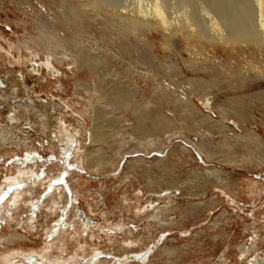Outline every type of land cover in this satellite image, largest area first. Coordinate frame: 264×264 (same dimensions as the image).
I'll return each instance as SVG.
<instances>
[{
    "label": "rangeland",
    "instance_id": "rangeland-1",
    "mask_svg": "<svg viewBox=\"0 0 264 264\" xmlns=\"http://www.w3.org/2000/svg\"><path fill=\"white\" fill-rule=\"evenodd\" d=\"M35 1L15 0V3L20 4L18 7L24 11L28 2ZM41 1L49 11H66L54 22L59 31L68 33L61 46L72 47L74 39L79 38L78 28L87 24V20L77 17L80 16L77 5L72 11L69 5L73 4V0ZM116 2L124 3V0ZM13 5L7 0L0 1V82L6 85L3 89L0 87V123L12 124L14 132L7 146L0 147V264H248L246 262L253 255L249 254L241 261V246H251L256 238L255 231L264 235V169L252 167L241 170L232 164L219 163L221 168L225 166L228 173L243 172L231 181L230 189L211 185L207 196L193 200L189 196L178 197L172 201L178 205L170 209L171 203L167 205L164 199H159V194L151 190L164 189V180L171 177V172L184 177L188 171L196 169L194 164L178 163L176 154L171 156L167 164L168 171L147 167V170L143 168L144 177L130 179L125 161L130 155H139V151L124 154L116 168L110 166L102 171H94L81 161L91 146L89 133L86 137L87 131L91 130V121L88 119V130L83 127L85 132L80 131L82 135L76 134L73 139L65 141H53L49 130L47 133L33 128L27 130L26 125L38 119L32 115L30 106L11 100L16 97L15 88L20 92L17 94L19 98H33L35 105H38L36 108L50 115L54 123H51L52 129L56 130V117L60 115L58 111H62V114L72 119V123L68 121L72 131L74 127H81L75 119L82 117L76 105L67 106L66 102H72L75 93L80 91V94L91 97L97 103L98 92L90 93L82 85L77 88V82L86 83V73L81 68L76 69L74 74L65 65L61 76L47 70L43 73L34 70V59L40 61L39 58L31 56L24 47L17 49L16 44L19 40L30 43L43 38L51 27L41 20L47 17L39 11H36L39 18L25 11L26 16H21L23 22L19 21L16 16L21 15V12L14 9L17 13L14 14L11 11ZM194 7L199 10L201 5ZM190 8L191 5L188 6ZM6 13L12 17H7ZM51 33L52 39L57 36L52 29ZM98 33L101 34L98 43L113 39V49L115 39L121 38L115 28H104ZM160 35L156 32L153 36L157 44L155 52L160 56L168 55L169 48L163 47ZM83 40L92 42L88 38ZM113 52L119 55L118 46ZM219 53L225 52L219 50ZM42 57L45 59V56ZM143 59L148 64L144 66H150V58L146 60L144 56ZM95 71L96 74L90 77L93 82L114 71L120 75L133 76L124 68L119 57H106ZM181 73L179 70L180 76ZM17 83H21L20 86L17 87ZM108 87L114 88L115 85ZM243 87L231 90L241 94L237 95L241 101L246 100V95L242 93ZM3 94L7 97H3ZM147 96L155 97L152 93ZM56 104H64L65 107ZM248 104L260 108L256 101ZM39 105H46V108ZM144 112L148 113L142 109V114ZM12 114L15 118L9 119ZM128 116L136 118L134 114ZM26 132H30L26 139L34 140L33 145L12 144L20 135L24 137ZM141 135L131 128L126 129L110 142L108 152L118 155L122 150L135 148L140 143ZM177 142L176 138L162 155H166L170 149H176ZM195 152L196 163L200 167L213 166L214 162L204 158L198 149ZM155 155H160V152L147 154L148 157ZM19 171H29L30 174L20 182L10 179ZM150 176L157 183H151ZM247 181L252 183L250 193L234 188L235 182L246 186ZM139 189H143V192ZM18 192H23V196L16 201L14 196ZM54 198L56 202L52 201ZM151 199L155 201L152 203ZM165 204L166 210L163 207ZM161 211L167 222L159 219ZM11 236L17 239L9 241ZM256 248L255 252L264 257V243L259 240ZM223 254L227 263L222 259Z\"/></svg>",
    "mask_w": 264,
    "mask_h": 264
},
{
    "label": "bare ground",
    "instance_id": "bare-ground-1",
    "mask_svg": "<svg viewBox=\"0 0 264 264\" xmlns=\"http://www.w3.org/2000/svg\"><path fill=\"white\" fill-rule=\"evenodd\" d=\"M7 1L14 4L11 9L14 14H17L15 10L21 12V15L15 16L22 22L27 11L34 18H39L36 11L44 12L47 18L41 20L55 34L59 30L54 20L66 14L64 9L47 10L41 0L28 2L24 11L15 0ZM115 1L73 0L69 8L74 11L77 5L80 14L77 17L87 20V24L78 28L79 38L74 39L72 47L61 46V42L67 38V32L59 31L60 35L57 33L52 39L51 29L44 33L43 38L34 39L30 43L19 40L16 44L17 49L24 47L31 56L39 58L40 61L34 59V70L41 73L47 70L61 76L65 65L74 74L76 69L81 68L86 73V83L77 82V88L82 85L90 93L98 92L97 103L91 97L80 94V91L75 93L72 102H66L67 106L76 105L82 117L75 119L81 127H74L72 131L68 123H72V119L62 114V111H58L60 115L56 117V130L52 129L50 115L38 110L33 98H19L17 94L20 92L15 88L16 97L11 100L30 106L32 115L38 119L37 122L33 119L35 124L26 125L27 130L39 129L43 133L49 130L53 141H65L73 139L76 134L82 135L80 131L85 132L84 129L88 130V119L91 121V130L87 131L86 137L89 133L91 146L81 161L94 171H102L110 166L116 168L124 154L139 151V155H130L125 161L130 179L144 177L143 168L147 170V167L168 171L167 164L171 156L176 154L178 163L194 164L196 169L188 171L184 177L171 172V177L164 180V189L151 190L159 194V199H164L167 205L171 203L170 209L178 205L172 202L178 197L189 196L193 200L207 196L211 185L230 189L231 181L243 172L228 173L225 166L221 168V163L232 164L240 169H264V0ZM190 5L192 10L188 9ZM194 6H198L200 11ZM6 15L12 17L8 13ZM104 28H115L120 33L122 39H115V49L111 47L113 39L98 43L101 34L97 35V32ZM156 32L161 34L162 45L165 49L169 48L170 54L160 56L155 52L157 44L153 36ZM83 38L92 42L88 43ZM117 46L119 55L113 52ZM219 50H223L225 55L219 53ZM144 56L146 60L150 58L148 63L151 67L144 66L147 64ZM106 57H119L124 68L133 76L120 75L114 71L103 75L98 82H93L90 77L96 74L95 69ZM179 70L182 71L181 76ZM24 83L25 80L22 85ZM112 85L115 87H108ZM5 86L4 82H0L2 89ZM242 86L245 101L239 99L237 95L241 94L238 92H231ZM150 93L155 97L149 98L147 95ZM3 97L6 98V94ZM252 101H256L260 108L250 106L248 103ZM56 105L65 107L64 104ZM39 106L46 108V105ZM142 109L150 114H142ZM133 114L136 118L128 116ZM14 118V114L9 117ZM12 127V124L0 123V147L7 146L8 141L12 140ZM128 128L142 133L139 145L122 150L118 155L110 154L107 149L110 142ZM24 134V137L20 135L12 144L33 145L34 140L26 139L30 132ZM176 138L179 141L175 145L176 149H170L166 155H162ZM196 149L204 158L214 162L213 166L200 167L196 163ZM154 151L160 152V155L147 156ZM28 174L29 171H19L10 179L19 181ZM149 180L157 183L152 176ZM251 185V181H247L246 186L235 182L234 188L250 193ZM139 190L143 192V189ZM22 196L23 192H18L14 199L18 201ZM52 201L56 202V199ZM151 201L153 203L155 200ZM159 219L167 220L163 218L162 211ZM255 233L256 238L251 246H241L243 256L240 260L252 254V259L246 263L264 264V257L255 252L258 241L264 243V235ZM15 239L11 236L9 241L14 242ZM222 259L226 260L225 254Z\"/></svg>",
    "mask_w": 264,
    "mask_h": 264
}]
</instances>
